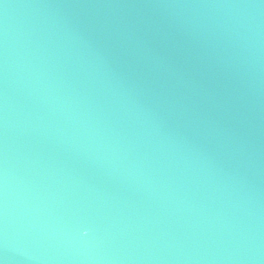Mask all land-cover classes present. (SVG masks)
I'll return each mask as SVG.
<instances>
[{
    "label": "water",
    "instance_id": "obj_1",
    "mask_svg": "<svg viewBox=\"0 0 264 264\" xmlns=\"http://www.w3.org/2000/svg\"><path fill=\"white\" fill-rule=\"evenodd\" d=\"M0 264H264V0H0Z\"/></svg>",
    "mask_w": 264,
    "mask_h": 264
}]
</instances>
